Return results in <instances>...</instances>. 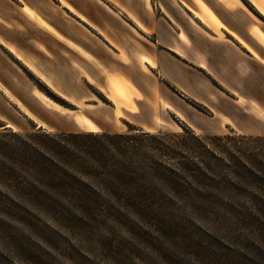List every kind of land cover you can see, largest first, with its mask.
<instances>
[{
	"label": "crops",
	"instance_id": "crops-1",
	"mask_svg": "<svg viewBox=\"0 0 264 264\" xmlns=\"http://www.w3.org/2000/svg\"><path fill=\"white\" fill-rule=\"evenodd\" d=\"M26 73L67 100L79 97L84 105L70 111L92 105L95 89L144 131L175 115L196 133L262 135L264 0H0L4 125L26 119L47 130L55 125L41 114L52 112L69 117L66 131H87L45 105L37 86L23 95L11 78Z\"/></svg>",
	"mask_w": 264,
	"mask_h": 264
},
{
	"label": "trees",
	"instance_id": "trees-1",
	"mask_svg": "<svg viewBox=\"0 0 264 264\" xmlns=\"http://www.w3.org/2000/svg\"><path fill=\"white\" fill-rule=\"evenodd\" d=\"M187 101L209 113L204 105ZM182 127L197 134L186 123ZM34 128L38 127L0 131V214L17 219L40 215L54 220L128 221L173 218L190 208L191 215L217 219L264 215V150L260 151L264 137L256 138L258 151L240 155L236 146L211 149L204 143L230 141L237 133L233 130L225 136L194 135L197 143H204L201 151L184 135L171 134L178 138L172 146L159 139L166 136L161 132L152 134L130 125L126 132L116 133ZM164 157L178 163H166ZM214 160L225 163L224 171H216ZM223 178L239 187L226 203L220 198L233 189L227 188L229 193L226 185L219 186ZM238 197L249 199L248 204L232 202Z\"/></svg>",
	"mask_w": 264,
	"mask_h": 264
},
{
	"label": "rangeland",
	"instance_id": "rangeland-1",
	"mask_svg": "<svg viewBox=\"0 0 264 264\" xmlns=\"http://www.w3.org/2000/svg\"><path fill=\"white\" fill-rule=\"evenodd\" d=\"M11 80L24 91L23 95L28 97L30 89H33L34 93V86L38 87L39 82L42 88L38 87L40 92L36 91L34 95L42 99L45 105H53L59 111L72 116L87 130L78 129L79 132H126L129 125L134 126L130 122V115L117 105L115 108L105 94L95 89L90 90L95 94L93 98L96 100L91 101L92 105L77 112L67 108L76 109V105L83 106L79 97L67 100L31 73L20 77L15 75ZM111 88L115 95L119 92ZM42 89L64 104L53 99ZM124 93H120L119 96L125 98ZM41 117L55 125L51 128L46 127L48 132L66 131L70 127L67 124L68 116L51 112L47 116L41 114ZM93 119L97 120L99 126ZM34 120L42 122L37 116ZM3 121L0 118V131L9 127H3ZM170 121V125L164 128L146 132L152 134L161 132L160 135L166 136L159 139L172 143V146H175L174 142H177L178 138L169 136L184 135L190 146L201 151L204 143L209 144L211 149L236 146L242 152L240 155L258 151L256 138L264 137V134L242 137L244 134L234 133L230 141H212L210 144L209 140H205L204 143L202 141L197 143L194 135L204 137L205 134L185 132L182 127L184 120L175 115H172ZM24 122L22 128H10L17 132L33 128V124L28 120L25 119ZM231 131L225 130L221 135L225 136ZM175 151L179 152V146ZM174 156L178 157L179 154ZM225 157V160L230 159ZM164 161L170 164L178 163L176 158L164 157ZM217 161L214 160L217 165L216 171L220 173L224 171L225 163ZM256 167L263 169L260 166ZM226 182L227 179L223 178L218 184L221 187L226 185V192L230 193V189L227 188L233 189V193L231 195L227 193L225 196L222 194L223 198L220 200L224 203L228 202V197L239 188L236 186L233 188ZM232 202L246 205L249 199L238 197ZM186 210L188 212L184 210L181 215L173 218L128 221L54 220L40 215L17 219L0 214V264H264V215L223 216L217 219L214 216L191 215L192 211L189 210L193 209Z\"/></svg>",
	"mask_w": 264,
	"mask_h": 264
}]
</instances>
